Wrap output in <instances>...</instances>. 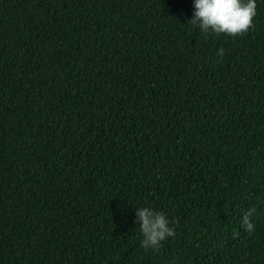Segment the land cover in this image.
<instances>
[{"label":"trees","instance_id":"16d2710c","mask_svg":"<svg viewBox=\"0 0 264 264\" xmlns=\"http://www.w3.org/2000/svg\"><path fill=\"white\" fill-rule=\"evenodd\" d=\"M191 15L0 0V264H264V0L237 35ZM140 206L175 235L141 247Z\"/></svg>","mask_w":264,"mask_h":264},{"label":"clouds","instance_id":"9594fccd","mask_svg":"<svg viewBox=\"0 0 264 264\" xmlns=\"http://www.w3.org/2000/svg\"><path fill=\"white\" fill-rule=\"evenodd\" d=\"M255 14L256 0H192L189 21L203 33L237 35L249 29ZM219 54H223L222 50ZM136 219L140 222L138 227L143 237L140 245L145 249L156 248L161 241L175 235L163 211L140 206L136 209ZM244 223L248 231L253 230L247 216Z\"/></svg>","mask_w":264,"mask_h":264}]
</instances>
